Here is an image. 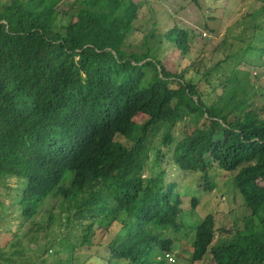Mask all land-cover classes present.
<instances>
[{
	"label": "trees",
	"instance_id": "trees-1",
	"mask_svg": "<svg viewBox=\"0 0 264 264\" xmlns=\"http://www.w3.org/2000/svg\"><path fill=\"white\" fill-rule=\"evenodd\" d=\"M52 1L0 4V188L14 208L0 218L18 227L10 250L0 238V264H58L48 261L55 256L66 264L61 236L75 251L104 246L106 264H166L158 258L174 243L163 234L185 232L184 196L196 190H176L164 167L170 163L203 173L208 189L209 170L226 167L246 209L219 246L212 214L191 227L193 258L264 264V111L254 104L264 89L250 86L252 68L264 66L257 36L249 30L223 39L240 42L241 52L223 58L236 63L227 72L219 63L171 68L169 46L189 53L185 28L160 32L153 22L141 32L133 0H74L67 11ZM263 24L249 27L257 34ZM136 42L139 53L126 54L124 46ZM243 60L250 70L239 69ZM53 199L63 209L47 208ZM0 208H7L2 201Z\"/></svg>",
	"mask_w": 264,
	"mask_h": 264
},
{
	"label": "rangeland",
	"instance_id": "rangeland-1",
	"mask_svg": "<svg viewBox=\"0 0 264 264\" xmlns=\"http://www.w3.org/2000/svg\"><path fill=\"white\" fill-rule=\"evenodd\" d=\"M8 0H0V4ZM74 0H53V6H56L59 10L67 11L69 3ZM134 3L139 4L137 12V18L134 21L135 28L149 31L150 23L156 22L157 29L160 32L167 31L173 26L185 28L190 34V50L186 57H182L176 48L168 47L164 53L166 62L171 68H183L188 65L192 66L193 63L199 65L201 63L205 65H214L216 63L221 64V69L225 72L234 68L236 63L231 61H224L223 58L230 52L237 50L238 42L233 41L234 46H229L232 39L227 44H223V39L229 33L240 34L243 31L248 34L250 31L247 26L249 19L254 22L260 23L264 21V11H261L263 3L258 0H133ZM153 3V4H152ZM255 18V19H254ZM245 28V29H244ZM206 35H205V34ZM257 36V42L255 49L263 54L264 57V24L258 33L253 34ZM142 36L138 39L141 40ZM140 42H136L131 46H124L126 54H138L140 51ZM233 54V57H234ZM253 54H245V57H249ZM239 69L250 70L248 66L242 61L238 65ZM193 71V70H192ZM192 74V72L190 71ZM250 86L255 90L264 89V66L252 68L250 77ZM264 91L254 99L255 108L258 107V111L261 109L264 111ZM264 117V112L261 113ZM136 122L140 124L141 120L136 119ZM180 129L183 126H179ZM181 133H177L176 136H180ZM164 167L170 174V179L178 184L176 190L182 189L184 186L194 188L195 194L184 196V201L189 202V207L185 210L186 213L181 217V224L184 226L182 234L176 232H166L163 234L164 238L172 239L173 253H178L182 259L178 264H201L192 262L193 254V241L190 236L186 235V232L193 226H198L205 217L212 214L214 219V225L216 226L217 238L213 243V246L222 245L224 239L232 238L236 229L241 226L243 219V213L245 208L243 205L242 197L236 192L231 181V171L226 167L215 165L209 170L208 177L213 183L211 189L205 187L203 173H197L191 175L179 171L172 163L165 164ZM10 181L8 184L16 185V181ZM1 189V188H0ZM5 190H0V201L7 207L6 209L0 208V213L6 215L14 214V208L10 205L12 201H4L3 194ZM195 197V206L191 203L192 197ZM8 197V196H7ZM59 202L56 199L50 201L47 204V208L57 207L63 209V205L59 206ZM246 213V212H245ZM43 221L44 217H38ZM12 221V220H11ZM10 217L0 218V238L3 240L2 246L4 250H10V243L13 238V233H17V226L14 221L11 223ZM12 224V225H11ZM35 227L27 225L26 231L30 230L33 233ZM101 231V228L99 229ZM27 239V238H23ZM47 241L38 233L37 242L42 244ZM10 242V243H9ZM32 244V243H31ZM98 244V243H97ZM58 249L62 252V257L66 258L70 256V261L66 264H76L78 262H84L85 264H106L109 254L104 252L105 248L102 245H95L93 247L82 246L78 251L74 250V245L71 242L65 241L61 236L57 240ZM35 247V243L31 245ZM103 249L102 251H98ZM64 251H67L64 255ZM171 251V252H172ZM58 252L50 251L49 255H57ZM172 253V254H173ZM106 258H105V256ZM73 255V260L71 259ZM177 255V256H178ZM25 256L29 258L32 263L37 258L32 252H26ZM24 256V257H25ZM23 257V258H24ZM213 256L206 259L204 264L215 263L212 260ZM56 261L58 264L61 262L60 257L55 256V259L48 258L49 262ZM38 261V260H36ZM191 262V263H190ZM26 264V263H25Z\"/></svg>",
	"mask_w": 264,
	"mask_h": 264
},
{
	"label": "clouds",
	"instance_id": "clouds-1",
	"mask_svg": "<svg viewBox=\"0 0 264 264\" xmlns=\"http://www.w3.org/2000/svg\"><path fill=\"white\" fill-rule=\"evenodd\" d=\"M262 2V1H261ZM263 3V2H262ZM255 19V18H254ZM252 23H253V20H251V19H249L248 21H247V28L249 29V30H251V32L253 33V34H255L256 32L255 31H253L250 27H252ZM250 26V27H249ZM205 34V33H204ZM206 35V34H205ZM233 41L234 40H231L230 41V43H229V46H234L233 44ZM237 42V41H236ZM239 43L240 42H238V45H237V50H235V54L236 53H238V46H239ZM239 52H241V51H239ZM234 54V51H232V52H230L229 54H227V56L229 55V56H231V55H233ZM244 57V56H243ZM244 61V64L246 65V66H248L249 68L251 67V65H250V63H248L246 60H243ZM241 63H242V61H241ZM242 70V69H241ZM215 247V246H214ZM173 251L171 252V253H167V254H165V255H161L159 258H158V260L159 261H165L166 262V264H178V262H180V260L182 259V257H180L179 255H178V253H173ZM178 255V256H177ZM178 259V261H177V259ZM209 258V256H207L203 261H197V260H195L194 258H193V254H192V259H191V261L192 262H199V263H201V264H204V262L206 261V259H208ZM212 261V260H211ZM191 263V262H190ZM212 263H213V261H212ZM213 264H216V262L215 263H213Z\"/></svg>",
	"mask_w": 264,
	"mask_h": 264
}]
</instances>
